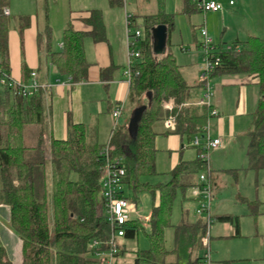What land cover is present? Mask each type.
<instances>
[{
    "label": "trees",
    "instance_id": "16d2710c",
    "mask_svg": "<svg viewBox=\"0 0 264 264\" xmlns=\"http://www.w3.org/2000/svg\"><path fill=\"white\" fill-rule=\"evenodd\" d=\"M184 1V12L196 10L192 0ZM124 0H109L111 6L123 5ZM8 0H0V77L10 76L8 33L11 18L3 14ZM46 25L42 36L49 48L51 30ZM141 18V17H140ZM132 17V26L141 30L140 56L132 67L127 104L130 113L147 106L138 126L135 139L130 138L126 125L115 129L110 145L112 154L123 159L124 187L131 195L123 197L136 202V193L152 192V210L148 230L139 220H130L123 226V239H134L142 230L150 246L135 251L132 264H198L202 259H190L195 248L202 247L206 225L180 223L175 228L176 247L165 248L164 228L169 226L173 200L178 190L183 192L195 184L187 182L190 175L205 174L210 170L198 158L196 150L191 162H180L171 172L167 183L148 185L141 178L155 174V137L157 122L174 121L175 134L188 138H204L212 106L199 105L205 83L190 85L183 78L171 54L158 58L152 51L151 29L159 24L173 26V16L159 11L143 16L141 22ZM86 23L89 31H75L68 27L62 34V49L51 52L49 58L58 75L67 76L78 83L87 76L89 63L84 54V38L103 39L101 13L90 11ZM28 23L20 24L21 28ZM234 48V47H233ZM218 64L209 74L208 81L221 75L240 74L255 79L258 103L251 116L247 133V167L255 172L264 171V38L250 37L240 43L239 50L225 51L214 47ZM27 72V71H25ZM202 90L200 98L193 100L191 89ZM171 101L170 112L163 109ZM45 98L41 90L24 97L0 85V206L8 210L10 232L21 242V264H98L89 254L88 244L93 239L106 240L109 227L104 219L100 191L102 146L88 136L82 125L68 121L65 140L49 139L45 131ZM232 171V170H231ZM210 181V180H209ZM157 196V203L156 202ZM221 222H230L238 228V218L224 216ZM120 247V253H125ZM118 255V256H119ZM171 258V259H169ZM185 260V262H183ZM0 264H12L6 250L0 246Z\"/></svg>",
    "mask_w": 264,
    "mask_h": 264
},
{
    "label": "crops",
    "instance_id": "0c3cea01",
    "mask_svg": "<svg viewBox=\"0 0 264 264\" xmlns=\"http://www.w3.org/2000/svg\"><path fill=\"white\" fill-rule=\"evenodd\" d=\"M67 1L70 4V1ZM76 1L74 0V4H76ZM144 1L145 4L142 6L139 5L138 0H129L128 4L127 0L126 2L124 0L123 5L111 6L109 0H94L96 6L93 9L79 7L81 9L72 11V14L68 17V22L57 29V45H53L52 42L56 20L48 12L47 23L51 30L48 49L51 52L62 49V34L65 29L70 27L75 31H89L91 28L86 23V20L90 16V11L96 10L101 13L103 39L95 42L90 36L84 38V54L89 63V68L86 78L78 83H72L69 77L57 74L56 69L50 62V52L42 36L44 28H41L36 14L27 11L23 13L24 15H19L21 14L20 12L17 13L16 10L10 8L9 4L7 5L8 17L12 20L8 33L10 77L16 81L28 83L30 73H36V81L41 86L40 90L45 98L44 128L49 139L65 140L68 134V121L70 120L74 125H82L88 136L102 146L107 136H111L113 133L110 116L114 106L118 103L123 104V110L117 126L123 123L127 113L128 115L130 114L129 109L126 108L129 84L123 76L126 62L121 12L123 11V6L124 13L125 11L128 12L137 19V22H141L143 16L156 15L159 11L173 16V26L169 30L167 28L166 48L160 55L171 54L179 67L181 75L190 85L198 84L199 74L202 70L200 66L202 52H200L201 44L199 43L201 28L206 27L213 40V46L220 50L230 47L239 48L240 43H244L250 37L264 38V0H214L222 4L220 11L202 13L196 9L190 14L184 12L183 0ZM230 1H233V4H229ZM53 3V7H55L57 0H52ZM64 3L66 4L67 2L64 0ZM170 5L172 11L170 10ZM176 16L178 18H186L188 31L191 32L194 41L196 40V51H192L193 48L190 50L188 45H184L181 31L177 28ZM24 22H27L28 25L21 28L20 24ZM189 55L194 57L196 62L189 64L187 59ZM160 57L162 56H158V58ZM209 85L213 94L211 106L217 112V115L210 117L208 120L207 136L221 140V145L211 151L213 154L210 159L216 161L218 160V157H216L218 152L226 150L225 148L220 149L223 143L225 146L227 144L230 145L238 138L240 131L236 129V121L243 119V124H245L247 117L251 119L256 108L255 103L256 105L258 103L259 95L255 79L246 75L228 74L217 76L210 80ZM202 94L201 89H191L193 100L200 98ZM154 129L158 133L154 141L157 150L155 165L158 155H163L167 159V170L169 172L181 161L191 162L195 160L196 150L191 146V141L188 138L181 137L173 133L174 131L167 130L163 122H157L154 125ZM188 149H192V154L189 157H185ZM212 173L209 175V180L212 185L214 201L218 196V193H216L218 185L214 182L217 176L216 174L212 175ZM197 181L198 175H195L194 180L190 181V183L193 185ZM190 199L196 205V202L192 198ZM194 210V216H191L187 210L181 211L180 223L188 225L202 223V218L197 217ZM7 213L8 210L0 206V223ZM133 214L134 212L131 215ZM224 216L231 215H226L222 211H217L214 215L217 222L225 225L227 229H234V235L238 236L239 220L236 231V227L232 223L218 220V218ZM148 220L145 222H148ZM3 227V225H0V246L5 248L9 258L8 245L10 240L5 236L6 228ZM6 231L12 236L8 229ZM16 240L19 242L18 239ZM124 241V239L120 241V247H125L126 242ZM20 249L21 246L18 249L14 248L13 257L18 256V254L21 255ZM192 252H194V249ZM192 252L190 259L199 257L195 256V258H192ZM211 258L212 252L210 251L209 264H212ZM11 262L14 264L12 260ZM116 262L117 264H126L125 255L121 253L117 257Z\"/></svg>",
    "mask_w": 264,
    "mask_h": 264
},
{
    "label": "rangeland",
    "instance_id": "374dc122",
    "mask_svg": "<svg viewBox=\"0 0 264 264\" xmlns=\"http://www.w3.org/2000/svg\"><path fill=\"white\" fill-rule=\"evenodd\" d=\"M57 0V5L52 4V0H8L10 8L16 10L19 15H24L23 13L33 12L39 20L41 28L45 26V15L46 11L50 12L51 16L55 18L54 33H53V45H57L58 35L57 29L68 22L69 15L72 11H78L82 7L83 9H93L96 6L94 0H77L74 4V0ZM129 0H127V4ZM139 5L145 4L144 0H138ZM214 1V0H210ZM126 2V0H125ZM217 2V1H215ZM219 3V2H217ZM126 4V3H125ZM221 6L222 4L219 3ZM126 8V7H125ZM122 12V25L124 29L125 37V57L127 64V54H126V28H125V13L124 6ZM171 10V5H170ZM92 11V10H91ZM172 11V10H171ZM14 16V14H13ZM177 18V28L181 31L184 45L193 48L192 51H196L194 37L191 32L188 31V22L185 17ZM206 29V27H203ZM207 31V29H206ZM208 33V31H207ZM209 35V33H208ZM199 36L200 32H199ZM212 40L211 36L209 35ZM199 41V40H198ZM213 41V40H212ZM199 43L200 52L203 53V39L201 37ZM215 43V42H214ZM191 47H190V46ZM228 48L225 49V51ZM158 56H163L159 55ZM189 64L196 62L194 57L187 58ZM201 68H203L204 63L201 56ZM171 101L166 102L164 106L169 105ZM129 102L126 108L129 107ZM163 109L170 112L171 110ZM256 106V103H255ZM128 115V113H127ZM124 117L123 123L118 125L117 128L120 129L124 127L129 122L131 113ZM111 128H112V117ZM252 119V118H251ZM251 119L248 117L243 124V119L236 121V129L240 131L238 133V138L235 139L232 144L223 143L222 148L225 151H220L216 155L218 160L209 158V170L212 175L216 174L217 179L214 181L218 186L216 187V193L218 196L214 201H212L211 214L213 215L212 224L209 227V249L212 252L211 262L212 264H264V171L255 172L253 170L245 169L246 166V146L248 143L247 133L251 123ZM121 123V122H120ZM110 140V135L107 136L106 140L103 142L102 146L106 145ZM100 141V139H99ZM192 154V149H188L185 157H189ZM213 153H210V157ZM166 158L163 155L157 156V163L155 165V174L151 176H146L141 178V183H145L151 186L166 183L169 178V170H167ZM214 164V166H213ZM232 170V171H231ZM194 175H190L187 182L194 180ZM215 179V178H214ZM132 191L127 186L124 187V194L126 196L131 195ZM190 188L186 189L184 192L178 190L176 196L173 200L170 223L169 226L164 228V240L165 248L170 251L176 247L175 241V228L181 222V211L187 210L191 216L193 215V210L196 205L189 197ZM152 192L150 190H144L136 193V202L134 214L131 215L132 219L139 220L140 223L148 230V222H145L150 217V212L152 210ZM157 203V196L156 202ZM217 211H222L226 215H231L232 217H237L239 220V234L234 235V229H227L225 225L216 221L214 215ZM195 212V210H194ZM221 213V212H218ZM0 225H3L6 230H9L8 215L2 218ZM234 225V224H233ZM235 226V225H234ZM3 227V228H4ZM2 228V227H1ZM5 230V236L10 240L8 245L9 258L14 264H21L22 257L18 254L13 257L15 253L14 248L18 249L21 246V242L16 240V237L12 234L9 235L8 231ZM10 231V230H9ZM125 244V257L126 264H132L134 260V254L137 250L145 251L149 248L150 243L146 234L140 230L138 235L134 239H124ZM21 251V249H20ZM205 248L202 246L195 248L192 252V258L199 256L202 258L205 253ZM17 253V252H16ZM8 257V255H7ZM171 259V258H169ZM10 260V261H11ZM198 264H209L204 260ZM185 262V260L183 261Z\"/></svg>",
    "mask_w": 264,
    "mask_h": 264
},
{
    "label": "built area",
    "instance_id": "2783aa9c",
    "mask_svg": "<svg viewBox=\"0 0 264 264\" xmlns=\"http://www.w3.org/2000/svg\"><path fill=\"white\" fill-rule=\"evenodd\" d=\"M196 9L202 13L218 12L222 6L210 0H192ZM229 4H233L230 1ZM5 16L9 15L8 10L3 9ZM132 15L125 11V28H126V54L127 64L123 70V76L129 84L132 79V67L140 56V39L142 37L141 30L132 26ZM200 35L203 39L202 61L204 66L199 74V81H207L203 96L198 100L199 105L211 106L212 90L209 85V74L218 64V57L214 55V46L205 28L200 29ZM239 50L238 47H230L227 51ZM0 85L6 87L24 97H30L36 94L41 86L36 81V73H30L28 83H22L12 79L9 75L0 77ZM164 108L171 110L172 103L167 104ZM123 104L118 103L114 106L112 117V132L117 127L118 119L121 116ZM217 115V112L212 109L210 116ZM167 130H174V121L169 118L164 122ZM204 138L195 137L191 143L193 147H200L198 158L206 165L209 170L210 152L217 149L221 145L219 138H209L207 136L208 126L204 128ZM112 135L110 136L111 140ZM109 142L102 146L98 156L101 161L100 172V191L102 196V210L104 219L109 227V234L106 240L93 239L88 244L89 254L94 257L98 264H117L116 260L120 252V241L124 237L123 226L131 219V214L134 212L133 203L123 197L125 169L123 159L112 154V147ZM190 197L196 202L195 215L202 218L206 225V235L202 240L205 253L204 261L210 263L209 249V227L212 224L211 205L213 201V191L210 181L205 174L198 176V181L190 188Z\"/></svg>",
    "mask_w": 264,
    "mask_h": 264
},
{
    "label": "water",
    "instance_id": "95a60500",
    "mask_svg": "<svg viewBox=\"0 0 264 264\" xmlns=\"http://www.w3.org/2000/svg\"><path fill=\"white\" fill-rule=\"evenodd\" d=\"M167 38V27L164 24H159L151 29L152 51L155 55H160L165 51ZM147 106L141 105L135 108L127 124V132L130 138L135 139L137 136L138 126L142 119L143 113Z\"/></svg>",
    "mask_w": 264,
    "mask_h": 264
}]
</instances>
